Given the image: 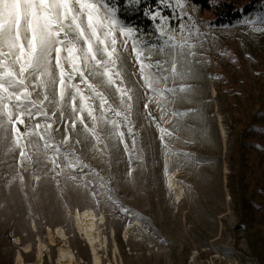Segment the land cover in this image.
<instances>
[{
    "label": "rangeland",
    "instance_id": "1",
    "mask_svg": "<svg viewBox=\"0 0 264 264\" xmlns=\"http://www.w3.org/2000/svg\"><path fill=\"white\" fill-rule=\"evenodd\" d=\"M223 1L238 9L246 3L216 0ZM191 14L210 25L201 29L210 34L199 49L209 62L194 65L189 77L176 81L192 87L169 105L188 114L161 119L155 104L149 105L161 126L173 133L164 137L171 151L145 118L143 103L133 116L137 135L131 163L123 145L107 139V129L100 131L110 151L92 150L91 141L69 145L110 181L105 184L110 191L97 186L94 198L82 174L73 181L69 175L74 173L66 169L53 178L42 154H33L34 163L21 168L18 152L5 156L0 143V264H14L17 254L24 264H32L37 239L48 246L42 264H54L56 248L48 245L47 227L63 230L78 264H92L89 247L73 223L76 209L96 216L104 244L97 252L100 264H264V35H249V28L237 20L217 25L211 12L198 7ZM128 64L129 73L136 71L130 59ZM137 78L131 76V81ZM110 100L119 106L114 96ZM8 137L10 141V133ZM56 138H63V129ZM127 139L131 148V137ZM172 172L183 189L179 201L166 187ZM89 179L99 184L97 178ZM26 246L29 252H24Z\"/></svg>",
    "mask_w": 264,
    "mask_h": 264
},
{
    "label": "snow or ice",
    "instance_id": "2",
    "mask_svg": "<svg viewBox=\"0 0 264 264\" xmlns=\"http://www.w3.org/2000/svg\"><path fill=\"white\" fill-rule=\"evenodd\" d=\"M251 7L253 12L247 6L238 10L243 15L236 23L247 26L249 35H264V0H251ZM195 11L196 0H0V143L5 144V156L18 152L23 168L34 163L33 154H42L53 178L66 169L74 173L69 175L73 181L82 174L95 198L94 189L110 191L105 188L110 181L69 145L91 141L92 150L110 151L100 131L107 129V139L123 145L131 163L137 135L133 116L141 103L161 144L171 151L164 137L173 133L161 126L149 105L155 104L161 119L188 114L169 105L192 87L176 81L189 77L194 65L209 62L199 49L210 34L201 29L210 25L197 21L191 14ZM139 16L149 21L150 33L134 23ZM129 59L136 69L131 73ZM131 76L138 78L131 81ZM61 129L63 138L57 140ZM107 198L112 200L111 195ZM121 211L131 213L128 208Z\"/></svg>",
    "mask_w": 264,
    "mask_h": 264
},
{
    "label": "bare ground",
    "instance_id": "3",
    "mask_svg": "<svg viewBox=\"0 0 264 264\" xmlns=\"http://www.w3.org/2000/svg\"><path fill=\"white\" fill-rule=\"evenodd\" d=\"M214 93V89L211 90ZM223 133L222 128L220 134ZM175 172L167 176L166 187L173 194L174 198L179 201L183 195V189L177 184ZM96 216L89 209H76L73 213V223L77 232L80 234L91 252L92 264H100V259L97 252L104 246L100 242V232L96 226ZM137 224V223H136ZM48 245L56 248L54 264H78L73 251L66 241V236L60 227L46 228ZM123 238H127V229L123 231ZM48 249L46 244H43L40 239H37L36 253L32 264H42L43 252ZM24 252H29V246L24 247ZM114 250L117 251V246L114 244ZM14 264H24L20 254H17ZM109 264V263H108Z\"/></svg>",
    "mask_w": 264,
    "mask_h": 264
},
{
    "label": "trees",
    "instance_id": "4",
    "mask_svg": "<svg viewBox=\"0 0 264 264\" xmlns=\"http://www.w3.org/2000/svg\"><path fill=\"white\" fill-rule=\"evenodd\" d=\"M146 3H150V0H145ZM247 11H251V0H246V3L242 6V9L246 8ZM196 7L201 12H211V15L214 17L217 25L226 23L231 24L233 20H238L243 13L238 12V8H235L231 3L228 2H216V0H196ZM223 8L225 13L222 15L218 14V10ZM134 23L140 25L141 27H147L148 32L152 31L150 23L147 19L142 16L134 18Z\"/></svg>",
    "mask_w": 264,
    "mask_h": 264
}]
</instances>
